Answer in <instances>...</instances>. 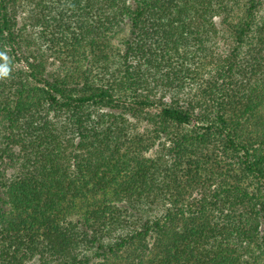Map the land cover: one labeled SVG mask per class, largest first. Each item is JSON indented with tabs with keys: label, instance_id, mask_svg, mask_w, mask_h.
<instances>
[{
	"label": "trees",
	"instance_id": "obj_1",
	"mask_svg": "<svg viewBox=\"0 0 264 264\" xmlns=\"http://www.w3.org/2000/svg\"><path fill=\"white\" fill-rule=\"evenodd\" d=\"M0 51V264H264V0H0Z\"/></svg>",
	"mask_w": 264,
	"mask_h": 264
},
{
	"label": "rangeland",
	"instance_id": "obj_2",
	"mask_svg": "<svg viewBox=\"0 0 264 264\" xmlns=\"http://www.w3.org/2000/svg\"><path fill=\"white\" fill-rule=\"evenodd\" d=\"M27 13L26 12H21V13H19V22L21 23V24H23V23H29V21L26 19V17H27ZM215 21H216V19H215ZM221 50V49H220ZM126 119H128V121L129 122H132V123H135L137 120L135 119V118H133V117H131L129 114H126ZM147 127V125H146V122H143V121H141L140 122V124H138V128H139V131H145V128ZM28 264H39V261H37V260H32V261H30Z\"/></svg>",
	"mask_w": 264,
	"mask_h": 264
},
{
	"label": "clouds",
	"instance_id": "obj_3",
	"mask_svg": "<svg viewBox=\"0 0 264 264\" xmlns=\"http://www.w3.org/2000/svg\"><path fill=\"white\" fill-rule=\"evenodd\" d=\"M0 79H4L9 77L10 74V67H9V57L7 56L6 52L0 51Z\"/></svg>",
	"mask_w": 264,
	"mask_h": 264
}]
</instances>
